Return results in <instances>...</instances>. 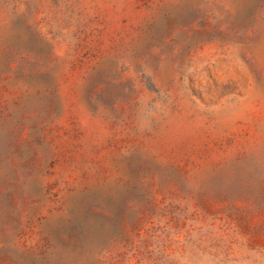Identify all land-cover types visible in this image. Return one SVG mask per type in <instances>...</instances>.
<instances>
[{"label": "rangeland", "instance_id": "rangeland-1", "mask_svg": "<svg viewBox=\"0 0 264 264\" xmlns=\"http://www.w3.org/2000/svg\"><path fill=\"white\" fill-rule=\"evenodd\" d=\"M0 264H264V0H0Z\"/></svg>", "mask_w": 264, "mask_h": 264}]
</instances>
